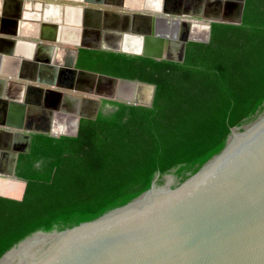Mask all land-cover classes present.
<instances>
[{
	"label": "water",
	"instance_id": "1",
	"mask_svg": "<svg viewBox=\"0 0 264 264\" xmlns=\"http://www.w3.org/2000/svg\"><path fill=\"white\" fill-rule=\"evenodd\" d=\"M146 1L157 4L159 15L200 21L123 15L115 23L120 31L103 25L89 33L119 32L115 53L181 62L187 42L208 41L211 23L239 24L244 0H191L187 9L181 7L185 0ZM233 2L239 7L230 20L223 9ZM129 44L136 50L124 48ZM38 63L36 57L32 64L23 60L25 74H6L2 90L27 80L56 87V76L47 81L49 73ZM72 73L66 77L73 82L70 91L81 98L26 84L22 103L0 100V178L19 181L17 159L29 152L32 135L76 136L80 119L94 120L101 100L152 104V84ZM79 81L92 84L85 89ZM95 81L111 84L110 92L98 93ZM120 86L129 93L121 95ZM28 90L41 96L36 100ZM49 93L60 95L54 106L45 103ZM37 114L50 129L27 126ZM0 264H264V35L176 111L0 220Z\"/></svg>",
	"mask_w": 264,
	"mask_h": 264
},
{
	"label": "trees",
	"instance_id": "2",
	"mask_svg": "<svg viewBox=\"0 0 264 264\" xmlns=\"http://www.w3.org/2000/svg\"><path fill=\"white\" fill-rule=\"evenodd\" d=\"M264 35V0H244L239 24L211 23L206 43L187 42L181 62L106 51L81 50L77 67L155 86L150 107L103 100L112 112L81 119L74 137L32 135L28 153L19 154V196L0 195V220L59 188L160 120L176 111L245 49ZM13 184L4 185L12 186Z\"/></svg>",
	"mask_w": 264,
	"mask_h": 264
},
{
	"label": "flooded vegetation",
	"instance_id": "3",
	"mask_svg": "<svg viewBox=\"0 0 264 264\" xmlns=\"http://www.w3.org/2000/svg\"><path fill=\"white\" fill-rule=\"evenodd\" d=\"M45 1L47 0L42 1L41 5L38 4V6L35 7L36 10L40 12L41 17L35 20L33 24L29 22H23V24L21 25L22 29L20 30V34L25 37L33 36L34 38H36L35 40L41 43V46H39V50L37 51L36 59L37 62H39L38 64L45 66V69L42 68V73H49L50 76L48 80L45 78L41 80L53 82V77L56 76L54 77L56 87L50 86V84L47 85L42 82L41 84L44 85L32 83V86L50 89L56 92H71L70 87L73 86V82L66 77L72 76L73 71H86L77 67V61L81 50L113 52L111 49L117 48L116 46L119 45V40H122V35L119 32L112 33L110 30L104 32L102 31L103 33L101 36H96V34L91 35V33H89V31H96L99 29L102 30L103 25H106L105 18L114 16L121 18V16L123 15H159L156 6H154L153 4L147 6L148 4L144 3L147 2L146 0H140L142 2L141 4L138 3L137 0L136 2L131 0H56L59 3L58 5L62 6V8H60L61 17L46 18V16H44V8H46L48 4ZM148 7H150L151 9L147 10L149 9ZM66 9L75 12L76 16L74 20L65 19L64 14L67 11ZM164 17H169L170 19L180 21H200L198 17L193 16L185 17L184 15H181L176 18H174L173 16ZM119 21L120 19H118L116 23H119ZM15 22L16 21L14 20V23ZM108 28L111 29L113 27L108 26ZM116 28L120 31V26H117ZM81 46H93L98 47L99 49H89ZM76 50L78 51L77 56H75ZM73 58L76 59L74 65H72ZM40 70L41 68L38 69V72L37 70H35V74L41 73ZM37 79L40 78L37 77ZM72 94L73 96L79 98L84 96L82 93ZM39 95L41 96L39 90H35L34 97L36 98V100H38ZM102 101L103 100L100 101L97 113L99 111H106L108 113L112 107L109 104H103ZM27 126L29 128L50 129L48 127L49 125L47 121H44V118L41 115L39 116L38 114L36 115V117H34V119L27 123ZM18 180L21 181V183L24 182L20 179Z\"/></svg>",
	"mask_w": 264,
	"mask_h": 264
},
{
	"label": "crops",
	"instance_id": "4",
	"mask_svg": "<svg viewBox=\"0 0 264 264\" xmlns=\"http://www.w3.org/2000/svg\"><path fill=\"white\" fill-rule=\"evenodd\" d=\"M42 1L44 0H0V81L5 80V75L11 72H14L16 75L25 74L24 70L26 67L22 65L23 60H28L30 63L34 62L41 43L35 40L36 38L33 36H22L20 34L22 26L19 25L20 22L18 20L19 17H22L23 19L25 18L23 21L33 24L35 19L37 20L35 18L36 15H34L36 10L35 5H41ZM45 2L48 6L44 8V13H51L49 18H57L56 10L60 13L62 6L58 5L59 3L56 0H47ZM66 12L68 14L67 18L74 20L76 16L75 12H72V10H67ZM14 20L16 21L15 23ZM4 62H6V65ZM16 62H18V65ZM11 64H16V67L12 68ZM26 84L32 86V82L27 80L16 84L13 83L12 85H15V87L8 86L7 89L5 85L2 90L3 85L0 84V100H10L13 98L12 101L22 103L26 96ZM30 92H32L31 95L34 94V91L28 90L29 94ZM13 183L14 181L10 178L3 176V178H0V191L4 185H11Z\"/></svg>",
	"mask_w": 264,
	"mask_h": 264
},
{
	"label": "bare ground",
	"instance_id": "5",
	"mask_svg": "<svg viewBox=\"0 0 264 264\" xmlns=\"http://www.w3.org/2000/svg\"><path fill=\"white\" fill-rule=\"evenodd\" d=\"M138 2V0H137ZM191 0H185L184 1V6L186 9L189 7L188 4L191 5ZM157 4L154 3V6H156ZM238 3L237 2H233V3H226L225 6H224V9H223V14H224V17H226L227 19H230V20H234L237 18V13H238ZM51 15V13L49 14L48 12L47 13H44V16H46V18H49V16ZM65 16V19H68L67 16V12H65L64 14ZM56 17L59 18L61 17V14L58 12V10H56ZM75 19V18H74ZM118 19H121V18H118L117 16L115 17H109V18H105V23L107 26H114L116 21ZM117 26V25H115ZM124 48L129 50V51H135L136 50V45H124ZM82 81V80H81ZM79 84L80 86H83V88L85 89H89V87L91 86V82L89 83L88 81H85L84 83L83 82H80L79 81ZM96 85V91L98 93H108L110 92L111 90V84L105 82V81H98L96 83L95 81V84ZM119 91H120V94L123 95V94H128L129 93V89L127 90V87L125 86H120L119 87ZM51 93H49L46 98H45V103L48 105H51V106H54V104L57 102L58 100V97L60 96L59 93H54L55 95H50ZM7 165L8 163L6 162L4 164V166H2V169L5 170L7 169Z\"/></svg>",
	"mask_w": 264,
	"mask_h": 264
},
{
	"label": "rangeland",
	"instance_id": "6",
	"mask_svg": "<svg viewBox=\"0 0 264 264\" xmlns=\"http://www.w3.org/2000/svg\"><path fill=\"white\" fill-rule=\"evenodd\" d=\"M106 113V111H104ZM4 185V184H3ZM24 184L18 181H14L12 186H3V189L0 193L6 196H19L20 193L23 191Z\"/></svg>",
	"mask_w": 264,
	"mask_h": 264
}]
</instances>
